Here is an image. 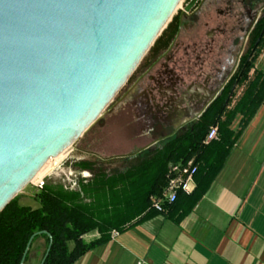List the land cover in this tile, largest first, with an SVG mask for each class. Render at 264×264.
Here are the masks:
<instances>
[{"label": "water", "instance_id": "95a60500", "mask_svg": "<svg viewBox=\"0 0 264 264\" xmlns=\"http://www.w3.org/2000/svg\"><path fill=\"white\" fill-rule=\"evenodd\" d=\"M181 2L0 0V211L100 118Z\"/></svg>", "mask_w": 264, "mask_h": 264}, {"label": "trees", "instance_id": "16d2710c", "mask_svg": "<svg viewBox=\"0 0 264 264\" xmlns=\"http://www.w3.org/2000/svg\"><path fill=\"white\" fill-rule=\"evenodd\" d=\"M179 14L180 10L172 16L143 60L155 57L168 45L177 32ZM263 45L264 14L250 34L248 48L237 71L197 122L188 124L179 136L167 135L154 150L140 151L142 157L137 163H127L109 173L102 160H79L75 165L91 175L79 179L74 187L44 182L34 193L37 207L20 204L16 195L0 211V264H20L29 238L36 232L40 233L33 236L23 264L33 261L40 264L49 244L48 234L51 245L43 264H73L88 250L108 241L112 230L122 231L133 221L150 216L154 212L150 207L151 197L163 190L170 167L191 157L197 164L194 174L197 183L191 195L197 198L201 193L197 192V187L202 184L198 180L201 178L208 185L264 99V72L254 64ZM252 69L254 74L249 78ZM236 83L245 86L229 107ZM237 114L241 119L238 129L233 130L230 125ZM215 123L218 125L217 138L204 144L207 129ZM124 158V161L129 160ZM182 193L178 192L176 200L166 204L163 212L174 209ZM93 231L98 236L86 241L83 236ZM39 239L44 241L42 251L36 245Z\"/></svg>", "mask_w": 264, "mask_h": 264}, {"label": "crops", "instance_id": "0c3cea01", "mask_svg": "<svg viewBox=\"0 0 264 264\" xmlns=\"http://www.w3.org/2000/svg\"><path fill=\"white\" fill-rule=\"evenodd\" d=\"M179 39L171 41L172 49ZM161 53L163 49L146 62L153 63ZM259 54L255 68L264 72L256 64ZM233 97L234 92L229 107L239 98ZM240 119L237 114L230 125L233 130ZM202 180L197 198L191 195L194 178V188L179 195L174 209H153L122 231L112 230L108 241L73 264H264V99L219 171L208 185ZM97 236L93 231L83 238Z\"/></svg>", "mask_w": 264, "mask_h": 264}, {"label": "rangeland", "instance_id": "374dc122", "mask_svg": "<svg viewBox=\"0 0 264 264\" xmlns=\"http://www.w3.org/2000/svg\"><path fill=\"white\" fill-rule=\"evenodd\" d=\"M187 2L188 0H182L176 12L183 10ZM245 4L247 5V25L244 29L246 31L251 22V14L254 12H258V15L262 14L264 0H245ZM203 8L198 15L184 18L181 30L176 36V38L180 36L177 46L161 53L151 64L141 60L132 76L90 129L61 158L50 159L39 174L17 194L20 204L37 207L38 202L34 198V193L44 182L74 187L79 179L89 178L91 174L88 170L80 169L75 165L79 160H102L103 166L109 173L116 172L127 163H137L142 157L139 155L140 151L154 150L152 143L156 146L169 133L176 135L186 122L196 117L204 104L196 105L193 100L197 95L192 87L195 85L193 82L202 83L207 75L212 74L211 63L223 54L222 50L229 43L232 45V54L225 68L228 69V73L232 72L234 59L238 53L237 47L245 33L243 30L241 37L236 38L235 32H232L230 39L227 37L229 41L225 42L217 35L219 32L216 30L215 43H213L208 34L213 33L215 24L207 23L209 15L205 12L206 7ZM230 27L227 26L229 31ZM234 44H237L236 47L233 46ZM184 46H187V50H184ZM256 64L264 68V47ZM178 77H182L185 83H182ZM158 80L166 88H174L173 84H178L175 86L177 96L172 90L166 91L165 96H161ZM223 81L213 85L211 91L218 90ZM190 87L192 92L187 93ZM243 88L244 85L235 86L234 99L240 96ZM162 90L164 92V89ZM184 94L186 97H183ZM170 96L173 99L168 98ZM130 156L134 157L130 159ZM124 157L129 158L128 162L124 161ZM43 244V239L36 242L41 251L44 248ZM32 264L36 262L33 261Z\"/></svg>", "mask_w": 264, "mask_h": 264}, {"label": "flooded vegetation", "instance_id": "af4514ba", "mask_svg": "<svg viewBox=\"0 0 264 264\" xmlns=\"http://www.w3.org/2000/svg\"><path fill=\"white\" fill-rule=\"evenodd\" d=\"M188 2H190V0H188ZM186 4H185V6H186ZM203 7H206L205 12L209 15V21L207 23L210 22V23L215 24L213 27V29H214L213 33L208 34V35H210V41L215 43L214 36L216 34L214 35V33L216 32V30L219 32V34H217V35L219 37H222L225 42L229 41L228 38L230 39V37L232 36V32H235L234 36L236 38L241 37L240 35H241L242 31L245 29V26L247 25L246 24L247 23V8H246L247 5L245 4V0H196L194 2V4L192 5V7L190 8V10H188V11H185L184 9L180 10L179 26H178L177 32L175 33L174 37L170 40L167 47L163 49V53L165 51H167L169 48H171L170 46H171L173 40L178 35V32H180V30H181L182 21L184 20V18L187 16L191 17L192 15H198V13L204 9ZM261 11H262V14H260V15H258L259 14L258 12L257 13L254 12L251 14L252 18H251L250 25H249L248 29H246V31L244 30L245 31L244 38H240L242 40H241L240 45L237 47L238 53L236 54L235 59H234V67H233L232 72L228 73L227 72L228 69L225 68L227 62L230 59L229 56L232 54V49H231L232 45H231V43H229V44H227L228 46L222 50L223 54L220 53L222 55L217 57L211 63V66L213 69V71H212L213 75L212 74L207 75V77L205 78V80L202 83H200L199 81L193 82V85L194 84L195 85L192 87H194V89L197 92L195 99H193V100H195L196 105L201 106L212 97L214 92L211 91V87L213 85H216L218 82L223 81L222 79L225 77V75L227 73L228 74H227L225 80L223 81L224 86L228 83L230 78L235 74V72L237 71V69L239 67L241 58L245 54V52L248 48L250 34L253 31L256 24L258 23V21L261 19V17L264 14V6L262 7ZM231 22H232V25H231ZM227 26H231L230 31H229V29H227ZM227 30H228V36H226ZM243 42H244V45H243ZM236 45L237 44H234L233 46L236 47ZM263 46L261 47L260 51L262 50ZM184 50H187V46H184ZM198 74L199 73H197V75ZM178 79L181 80L182 83L184 82L182 77H178ZM161 85H162V82L161 81L159 82V80H158V88H159L158 90H159V93L161 96H165V92L169 91V90H172L175 93V95L177 96L175 86L178 84L174 83L173 84L174 88H169V87L164 88V92L162 90L163 89L162 87L164 85H162V86ZM236 85H240V84H237V83L234 84L233 89L235 88ZM192 87L189 88V90H188L189 92L187 91V93L192 92ZM233 89H232V91H233ZM184 96H185V94L183 95V97ZM168 98L173 99V97H171V96ZM199 116H198V119H199ZM194 120H196L195 117H194V119L186 122L184 124V127L181 130H179V132L175 136H179V135L183 134L185 132L188 124H193V123L197 122ZM169 135H173V134L169 133ZM158 144H159V142L157 143V145ZM156 146H155V148H156Z\"/></svg>", "mask_w": 264, "mask_h": 264}, {"label": "built area", "instance_id": "2783aa9c", "mask_svg": "<svg viewBox=\"0 0 264 264\" xmlns=\"http://www.w3.org/2000/svg\"><path fill=\"white\" fill-rule=\"evenodd\" d=\"M218 136V125L211 124L204 136L203 143L207 144ZM197 164L194 157L185 162L172 165L167 174V182L159 195L151 197L150 207L156 211L163 212L165 205L176 200L178 192L189 193L195 185L194 174Z\"/></svg>", "mask_w": 264, "mask_h": 264}, {"label": "bare ground", "instance_id": "6f19581e", "mask_svg": "<svg viewBox=\"0 0 264 264\" xmlns=\"http://www.w3.org/2000/svg\"><path fill=\"white\" fill-rule=\"evenodd\" d=\"M68 150V149H67ZM67 150H65V151H63L61 154H59L57 157H54V159H59V158H61L66 152H67ZM52 159V158H51ZM50 159H48L47 160V162L49 161ZM47 162L39 169V171L33 176V178L37 175V174H39V172L45 167V165L47 164ZM32 178V179H33ZM31 179V180H32Z\"/></svg>", "mask_w": 264, "mask_h": 264}]
</instances>
